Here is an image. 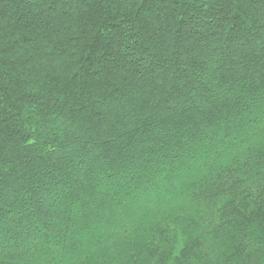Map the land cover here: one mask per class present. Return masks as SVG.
Masks as SVG:
<instances>
[{
	"label": "trees",
	"instance_id": "1",
	"mask_svg": "<svg viewBox=\"0 0 264 264\" xmlns=\"http://www.w3.org/2000/svg\"><path fill=\"white\" fill-rule=\"evenodd\" d=\"M0 264H264V0H0Z\"/></svg>",
	"mask_w": 264,
	"mask_h": 264
}]
</instances>
